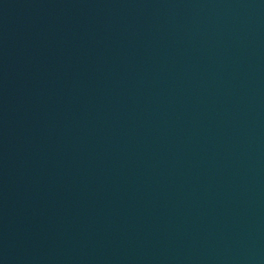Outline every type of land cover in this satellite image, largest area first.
Returning <instances> with one entry per match:
<instances>
[{"label":"water","instance_id":"95a60500","mask_svg":"<svg viewBox=\"0 0 264 264\" xmlns=\"http://www.w3.org/2000/svg\"><path fill=\"white\" fill-rule=\"evenodd\" d=\"M0 264H264V0H0Z\"/></svg>","mask_w":264,"mask_h":264}]
</instances>
